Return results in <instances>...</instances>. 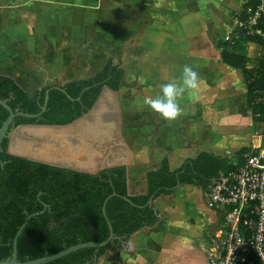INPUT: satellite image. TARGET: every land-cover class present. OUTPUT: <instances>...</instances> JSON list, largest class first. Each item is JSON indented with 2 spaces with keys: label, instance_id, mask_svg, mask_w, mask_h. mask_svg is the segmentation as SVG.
I'll use <instances>...</instances> for the list:
<instances>
[{
  "label": "trees",
  "instance_id": "1",
  "mask_svg": "<svg viewBox=\"0 0 264 264\" xmlns=\"http://www.w3.org/2000/svg\"><path fill=\"white\" fill-rule=\"evenodd\" d=\"M247 5L245 0L233 10V18L239 14L243 17ZM251 41L258 43L261 50L254 67L248 66L250 58L237 51L243 43ZM218 46L223 62L243 75L248 107L257 126L255 131L264 127V106L259 100L264 94V41L240 31L238 37L220 39ZM53 80L56 81L27 88L15 77L0 74V98L6 99L14 110L40 112L50 88L46 110L34 118L18 116L15 125L68 124L94 105L105 85L116 91L129 86L122 61L114 63L113 58L91 76L69 81ZM8 115V110L0 104V127ZM7 148L8 138L5 137L0 148V261L12 256L14 235L27 215L34 212L39 213L31 217L18 237L20 261L51 255L83 241H104L109 236V226L102 204L108 195L116 192L106 205L116 238L99 249L81 248L45 264H95L108 249L122 248L135 232L155 227L161 219L155 205L159 196L171 195L178 186L191 184L200 187L206 197L220 171L230 169L234 160L249 149L242 147L226 157L200 151L175 169L165 156L145 173L146 191L132 193L128 187L126 165L91 174L11 155ZM150 198L152 204L148 203Z\"/></svg>",
  "mask_w": 264,
  "mask_h": 264
},
{
  "label": "crops",
  "instance_id": "2",
  "mask_svg": "<svg viewBox=\"0 0 264 264\" xmlns=\"http://www.w3.org/2000/svg\"><path fill=\"white\" fill-rule=\"evenodd\" d=\"M104 1L105 0H0V74H7L15 77L27 88L41 87L46 84L47 81H52L53 79L61 80L63 79L61 78L62 75H65L67 79L61 81H69L95 74L112 58L111 56L115 53L112 50H116L118 44L121 43L118 41L119 36L108 30V35L103 38L106 39L108 46L107 51L103 52L104 58L101 53H94V50H98V39L102 38V36H100V22L102 20L100 19L105 18V22L109 21L111 13V8L106 7L107 4L105 5ZM244 1L245 0H243L242 4ZM176 5L175 3L172 4L169 2V0L165 3L160 0V18H163L161 27L164 28L166 37L169 36L178 43L179 50L176 54L179 59L178 61H183L184 64L190 62L193 69L198 72L200 77L199 91L200 95H203L204 97L201 98L203 100L198 99L190 101L185 103L183 107L181 106L186 112H182V114L176 119L178 120L177 122L175 120H164L160 116V156H156L155 164L157 166L161 159L167 156L172 169L179 167L186 158L194 157L200 151L213 152L214 154L223 157L231 156L242 147L249 148L251 144L255 143L254 138L256 137L253 132V137L250 136L251 142L243 143L231 155H223L218 151H210L207 148H201L194 154L183 155L181 163L175 167L172 164L171 156L164 153L165 147H167V149L174 148L176 146L174 144H176L177 141L189 139L188 136L195 139L197 134L195 136L192 134L190 135V132L194 129L192 126L195 125L198 129H201L200 126H203L202 123H199V126L198 123L193 124V122L190 121L189 125L187 123V130H182L177 127V125L180 126L179 118L182 117H185V119L186 117L195 119L196 116L198 117V114L199 116H205L207 119L205 121L207 123L203 126V129H205L206 124L214 118L211 116L212 113L218 111L226 116L223 119L231 117L232 121L230 122H233L235 125L239 124V126H236L237 131L239 128L243 127V117L240 116V111H242L241 108H229V101L227 99L228 92L231 90L228 89V70H240L233 69L223 62L220 52L221 50L218 46L219 41L222 38L218 39L217 47H215L219 50L217 53L219 59L215 60L213 59V44L211 42L205 43L204 39L199 38L196 35L197 33H192L193 30L191 26L188 25L189 28L186 30L185 35H183V38L181 37L180 18L177 20V18L173 16L175 11L177 14H180V12L177 11ZM128 10H130V8H128ZM169 10H172L173 12L166 13ZM233 10L235 9L230 11L232 18ZM124 12L125 11H119L118 13L119 17L123 20L127 18V15H125L127 12ZM205 14H207L209 18H212L210 10L205 12ZM189 17V12H185L182 19L185 20ZM167 18H172L173 21H167ZM193 20L191 22H194ZM171 35H173V37ZM196 36L199 39L196 40ZM226 36L223 38L226 39ZM103 39L101 40L104 41ZM86 48H89L86 51L89 55L88 57L91 58H87V55L83 53L85 51L82 50H85ZM99 59L103 61L99 64L100 67L97 70L91 74L83 73V69H81L82 65L94 66L96 60ZM117 62L118 61L114 59V63ZM39 63H42L41 66L39 65L41 72L38 71L37 73L32 67H35L33 64L38 65ZM241 78L242 83L245 85L242 73ZM241 100L245 103V107L251 115V111L248 107L246 85ZM196 104L202 107L194 108ZM219 106L221 111L217 109ZM213 107H216V109L214 110ZM216 120L217 119H215V121ZM208 131L210 135L205 134L206 136H203V134H200L201 136L198 138V141H195L196 144L199 143L201 145V143H204L208 145L210 137L212 138L213 136V131ZM220 136L222 137V135ZM202 137H204V139ZM140 156L144 158L143 160L145 162L142 169L140 167L139 173L140 177L143 178V184H138L136 179L139 175L134 178L132 169L127 165L128 187L129 191L132 193H143L146 191V183L144 180L145 173L155 167V164L151 166V163H154L155 161H153L154 159L149 152L144 151ZM65 161L69 163H77L73 159ZM191 193L194 197L197 195L200 200L205 202L206 207L203 212H199L192 208V203L190 202ZM155 205L161 213V219L155 227L153 229L143 228L135 232L130 238L131 248L116 247L114 248L115 250H124L123 252L128 254L126 257L130 256V254L133 255V252H136V254L140 253V255H137L138 258L141 254L146 253L148 259L152 256L153 264H181L177 262L179 259L176 258V250L172 245L168 247L165 244L166 236L169 237V242L172 241L170 233L173 228L172 221H174L178 215L177 210L180 207H184V211L186 212L193 210L192 212H194L195 216L202 217L205 215L208 219L213 221L215 223L214 227L217 228L219 225V215L208 207L202 189L196 185H180L173 194L159 196L155 200ZM159 242L160 246H158ZM206 244L201 241L198 245L200 248L202 246L201 250L204 255L205 252L203 248H205ZM185 246L187 249L191 248L192 243L190 240H185ZM147 247H151V249L148 251L145 249ZM192 252L194 254L196 252L197 257H199L200 252H198L197 249H192ZM136 254L133 256L135 260H131L132 264H139L141 260L144 259V255L138 259ZM202 264H207L206 259Z\"/></svg>",
  "mask_w": 264,
  "mask_h": 264
},
{
  "label": "rangeland",
  "instance_id": "3",
  "mask_svg": "<svg viewBox=\"0 0 264 264\" xmlns=\"http://www.w3.org/2000/svg\"><path fill=\"white\" fill-rule=\"evenodd\" d=\"M161 1L165 3L167 0ZM104 2L105 5L107 4L106 7L111 8V13L109 21L105 22V18L100 19L102 20L100 22V36L103 39L108 35L109 31L119 36L118 41L121 43L118 44L116 50H112L115 53L111 57L116 61H122L126 69V81L129 86L123 87L116 92L112 91L107 96L105 95L103 103L112 111V113L108 114V118L119 121L120 136L124 142L123 151L126 152L125 161L132 169L133 177L136 178L139 175L136 180L140 185L143 184V178L139 174L140 167L142 169V166L145 165L144 158L140 155L147 151L154 159L153 161H155L156 156H160V115L146 106L143 100L145 97L155 96L159 92L161 85L179 77L183 66L190 65V62L184 64L183 61H178L179 59L176 55L179 50L178 43L171 37H166L164 28L161 27L163 18H160V0H105ZM169 2L177 4V11L180 12V14H177L175 11L173 16L177 20L180 18L181 37L183 38V35H185L186 30L189 28L188 25L191 26L192 33H197L196 35L204 39L205 43L211 42L213 44V59L218 60L219 56L217 53L219 50L215 48L217 47V41L233 30L235 20L231 17L230 11L240 7L243 0H169ZM209 10L212 18L205 14ZM119 11L127 12L125 20L119 17ZM172 12V10H169L166 13ZM185 12H189L190 17L183 20ZM170 20L173 21L172 18H167V21ZM192 20L194 22H191ZM171 36L173 37V35ZM197 36L196 40L199 39ZM101 39H98V50H94V53H101L104 58L103 52L107 51L108 46L106 39H103L104 41ZM88 49L86 48L82 51H85L83 53L87 55V58H91L88 57L89 55L86 51ZM237 51L250 58L248 66L254 67L257 64L261 50L258 43L251 41L243 43L242 47ZM102 61L100 59L96 60L97 63L95 62L94 66L82 65L81 69H83V73L91 74L100 67L99 64ZM33 65L35 66L32 67L34 71L36 70L37 73L38 71L41 72L40 66L42 63ZM228 72V89H231L227 95L229 108H241L240 116L243 117V127H238L239 130L237 131L236 126H239V124L235 125L230 122L232 121L231 117L223 119L226 116L218 111L216 113L212 111L211 116L217 120L215 121L213 118L212 121L206 124L205 129H203L204 124L207 123L205 122L207 120L205 116H199L198 114L195 119L189 117H186V119L185 117L179 118L180 126L177 125V127L182 130H187V123L189 125L190 121L193 124L198 123V125L202 123L203 126L199 125L201 129L196 128L195 125L192 126L194 129H192L190 135L195 136L197 134L195 139L188 136L189 139L177 141L174 144L176 145L174 148L167 149L165 147L164 153L171 156L174 167L181 163L183 155L194 154L201 148L218 151L223 155H231L243 143L251 142L250 136H252L257 126L251 120L250 112L241 100L245 85L242 83L240 71L230 69ZM61 78H63L61 80L67 79L65 75H62ZM52 81H47L46 83H51ZM199 90L200 87L194 92H186L184 97L179 100L180 106L183 107L185 103L190 101L203 100L201 98L204 96L200 95ZM195 107L202 106L196 104ZM216 107H213V109L215 110ZM217 109L221 111L220 106ZM182 110L185 111L184 109ZM175 121L177 122L178 120ZM206 129L213 131V136L212 138L210 137L208 145L204 143H201V145L199 143L196 144L195 141H198L202 134L203 136H206L205 134L210 135ZM202 138L204 139V137ZM257 140L258 138L255 137L254 141L257 142ZM155 163L156 161L151 163V166ZM190 197L192 208L203 212L206 207L205 202L200 200L197 195L194 197L192 193ZM184 210V207H180L177 210L178 215L172 221L173 228L170 233L172 241L169 242V237L166 236L165 244L168 247L172 245L176 250V258L179 259L177 262L181 264H202L206 258L201 250L202 246L200 248L198 245L201 241L204 244L207 243L209 235L216 228L214 227L215 223L205 215L198 217L192 212L193 210L188 212ZM186 239L192 243L189 249L185 246ZM158 246H160V242ZM145 249L149 251L151 247ZM192 249H197L200 252L199 257H197L196 252L195 254L192 252ZM123 251H117L114 248L108 249L95 264H132L131 260H135L133 256L136 252L126 257L128 254ZM137 255H140V253H137ZM142 255H144V259L139 264H153L152 256L148 259L146 253ZM141 256L139 258L137 256V258L140 259Z\"/></svg>",
  "mask_w": 264,
  "mask_h": 264
},
{
  "label": "water",
  "instance_id": "4",
  "mask_svg": "<svg viewBox=\"0 0 264 264\" xmlns=\"http://www.w3.org/2000/svg\"><path fill=\"white\" fill-rule=\"evenodd\" d=\"M56 87L64 90L61 86ZM49 91L50 88L46 91L41 111L34 114L19 109L14 110L6 99L0 98V104L9 112L8 117L0 127V148L3 139L7 137V151L11 155L91 174H97L105 168L119 165L127 166L125 161L126 152L123 151L124 142L120 136L119 121L108 118V114L112 111L103 103V97L112 91L116 92V90L106 85L94 105L82 116L68 124L23 123L15 125L14 120L18 116L32 118L40 116L47 108ZM71 158L77 163L65 161ZM114 195H116V192L108 195L102 204V212L109 226V236L104 241H83L51 255L20 261L18 260L17 249L18 237L31 217L39 213L34 212L27 215L14 235L12 256L0 261V264H45L81 248L94 247L99 249L107 246L116 238L112 223L106 213L107 202ZM125 199L129 200L128 197H125ZM148 203L152 204L153 199L150 198ZM123 247L131 248V239L124 242Z\"/></svg>",
  "mask_w": 264,
  "mask_h": 264
},
{
  "label": "built area",
  "instance_id": "5",
  "mask_svg": "<svg viewBox=\"0 0 264 264\" xmlns=\"http://www.w3.org/2000/svg\"><path fill=\"white\" fill-rule=\"evenodd\" d=\"M243 17L226 36L240 31L264 41V0H247ZM264 106V94L259 98ZM258 142L220 171L206 194L219 225L204 248L207 264H264V127L254 131Z\"/></svg>",
  "mask_w": 264,
  "mask_h": 264
},
{
  "label": "clouds",
  "instance_id": "6",
  "mask_svg": "<svg viewBox=\"0 0 264 264\" xmlns=\"http://www.w3.org/2000/svg\"><path fill=\"white\" fill-rule=\"evenodd\" d=\"M200 87V77L191 65H184L181 75L161 85L155 96L145 97L143 103L158 113L164 120H176L183 112L179 100L186 92Z\"/></svg>",
  "mask_w": 264,
  "mask_h": 264
},
{
  "label": "bare ground",
  "instance_id": "7",
  "mask_svg": "<svg viewBox=\"0 0 264 264\" xmlns=\"http://www.w3.org/2000/svg\"><path fill=\"white\" fill-rule=\"evenodd\" d=\"M53 133H55V131H53ZM55 134H56V133H55ZM257 142H258V140H257ZM257 142H256V143H257ZM71 159H72V158H71Z\"/></svg>",
  "mask_w": 264,
  "mask_h": 264
}]
</instances>
